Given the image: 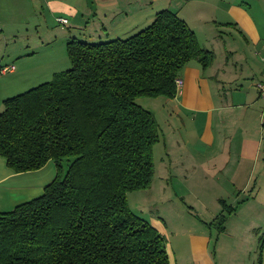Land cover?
Segmentation results:
<instances>
[{"label": "trees", "instance_id": "16d2710c", "mask_svg": "<svg viewBox=\"0 0 264 264\" xmlns=\"http://www.w3.org/2000/svg\"><path fill=\"white\" fill-rule=\"evenodd\" d=\"M66 50L68 70L0 112L7 167L57 168L40 197L0 213V264H170L166 238L128 204L151 185L161 141L154 114L136 100L175 98L182 69L197 61L205 70L215 55L170 10L126 38L72 39ZM216 220L223 229L224 215Z\"/></svg>", "mask_w": 264, "mask_h": 264}, {"label": "crops", "instance_id": "0c3cea01", "mask_svg": "<svg viewBox=\"0 0 264 264\" xmlns=\"http://www.w3.org/2000/svg\"><path fill=\"white\" fill-rule=\"evenodd\" d=\"M28 1L33 9L39 8L56 20L64 18L69 25H81L87 35L81 41L88 42L126 38L149 26L158 12L176 13L195 33L201 48L212 51L215 59L205 70L199 62H189L180 72L183 85L175 98L154 100L157 105L151 110L155 118L166 125L168 132L178 133L172 138L174 146L195 141L202 150L218 146L207 156L215 163L210 178L220 181V186L226 174L230 185H242L244 191L247 171L251 176L258 167L264 169V95L259 92V85L264 83V0ZM71 37L76 39L72 33ZM6 38L0 22V40ZM7 55L11 56L7 62H0V68L13 65L15 71L0 73V112L6 99L50 81L47 79L61 67L60 59L53 57L47 64L40 63L36 53L28 50ZM55 177L53 162L37 171L14 173L0 156V213L40 197ZM152 224L163 236H169L162 221L153 219ZM203 238L191 239L176 249L169 242L170 264H205V257L212 261L210 244ZM220 242L218 238L217 244ZM243 248L237 249L238 257H246L247 250L250 253L253 249ZM260 264H264V244Z\"/></svg>", "mask_w": 264, "mask_h": 264}, {"label": "rangeland", "instance_id": "374dc122", "mask_svg": "<svg viewBox=\"0 0 264 264\" xmlns=\"http://www.w3.org/2000/svg\"><path fill=\"white\" fill-rule=\"evenodd\" d=\"M31 4L28 0H2L0 22L5 26L7 38L0 40V62H7L11 56L7 54L11 51L21 53L28 50L36 53L40 63L47 64L56 57L61 60L59 71L68 70L71 63L67 42L72 40L71 33L79 41L85 39V29L76 23L59 24L41 9L34 8V11ZM51 79L52 76L47 80ZM154 100L141 97L136 102L154 114L151 110L157 105ZM160 126L161 141L153 152V181L148 188L128 194L131 211L152 226L153 219L162 221L169 234L164 237L174 249L191 239L204 237L210 244L209 252L213 257L212 261L205 257V264H260L264 242V169L258 167L251 176L247 171L243 179L244 191L242 185L241 188L230 185L231 180L226 181V174L221 178L223 186H220V181L210 178V175L214 176L215 163L213 157L207 156L218 146L202 150L195 145L196 141L190 145L180 142L174 146L172 138L178 133L168 132L164 123ZM205 148L211 150L205 151ZM62 168L61 177L67 170V164L64 163ZM201 177L205 182L200 180ZM218 199L224 204L218 203ZM221 214L225 217L223 229L216 220ZM218 238L220 244H217ZM243 245V249L251 246L253 249L250 253L247 250L246 257L242 254L238 257L236 251Z\"/></svg>", "mask_w": 264, "mask_h": 264}, {"label": "built area", "instance_id": "2783aa9c", "mask_svg": "<svg viewBox=\"0 0 264 264\" xmlns=\"http://www.w3.org/2000/svg\"><path fill=\"white\" fill-rule=\"evenodd\" d=\"M57 22L62 25L68 24L67 19H64V18H58ZM262 60L264 62V56ZM14 71H15V67L13 65L3 66L0 68L1 74H9V73H13ZM176 84H177L178 89L180 90L183 85V81L179 79L177 80ZM259 92L261 95H264V83L259 85Z\"/></svg>", "mask_w": 264, "mask_h": 264}]
</instances>
